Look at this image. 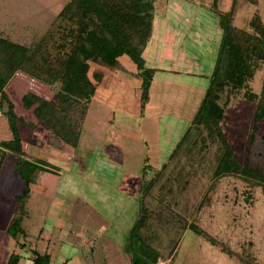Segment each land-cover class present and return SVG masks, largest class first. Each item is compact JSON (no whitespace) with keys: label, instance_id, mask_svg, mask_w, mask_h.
Segmentation results:
<instances>
[{"label":"rangeland","instance_id":"374dc122","mask_svg":"<svg viewBox=\"0 0 264 264\" xmlns=\"http://www.w3.org/2000/svg\"><path fill=\"white\" fill-rule=\"evenodd\" d=\"M68 1L0 0V34L33 49L52 30ZM232 1H156V17L144 53L146 66L159 70L147 99L140 97L143 79L128 57H122L112 69L92 65L90 75L97 70L101 73L95 94L103 102V118L119 136L115 137L117 151L107 154L114 161L113 169L106 171L102 164L107 157L102 152L104 142L84 140L81 137L90 132L81 128L74 151H65L68 166L62 168H68L71 177L65 184L67 192L55 193L41 208V204L28 201L27 195L46 171L37 172L31 166L15 171L11 160L5 161L0 172V228L13 220L17 235L10 236L7 244L0 243V264H4L1 255L7 246L13 253L26 256L19 264H27V257L32 259L34 252L49 255V264H129L122 245L137 216V190L168 160L208 85L209 75L202 73L209 72L205 69L207 56H214L222 34L215 11L232 15V26L240 30H248L254 14L264 25V0L256 5L238 1L235 8ZM191 54L193 61L189 60ZM181 58L188 59L189 64ZM185 62L188 68L181 70ZM261 79L259 70L250 82L253 92L260 91ZM25 93L50 99L49 85L18 72L6 88L15 114L22 118L16 119L22 147L26 148L22 157L32 163L39 160L41 166L49 168L41 159L44 153L40 149L57 137L43 125L35 128L28 124L36 126V119L31 109L23 107L21 97ZM255 108V103L237 96L227 106L222 124L235 157L243 165L248 162L264 172V123L251 140ZM91 110L97 112L91 104L85 127L90 125ZM5 111L7 102L3 101L0 141L12 139ZM198 147L196 144L189 151L181 147L185 153L179 152L176 162L171 160L146 198V206L154 213L148 231L154 233L157 248L168 254L175 246L174 253L158 264H264V187L239 175L215 179L216 147ZM39 150V154L34 153ZM57 170L53 167L55 173ZM124 192L128 198L118 196ZM192 224L203 234L189 228Z\"/></svg>","mask_w":264,"mask_h":264},{"label":"trees","instance_id":"16d2710c","mask_svg":"<svg viewBox=\"0 0 264 264\" xmlns=\"http://www.w3.org/2000/svg\"><path fill=\"white\" fill-rule=\"evenodd\" d=\"M238 1L252 5L258 3V0H233L232 8ZM155 2L69 0L57 14L52 30L33 49L11 42L0 34V109H3V101L7 102L4 113L12 133L11 140L0 141V172L7 159L11 160L14 170L31 166L37 172H51L44 167L46 165L41 166L43 163L39 160L36 164L22 157L25 154L16 129L18 116L6 94L7 86L18 72L49 85L50 99L25 93L21 97L23 107L31 109L36 124L46 126L71 148L78 143L83 122L101 81L100 71L90 75L92 65L112 69L122 57H128L143 79L140 97L148 98L158 69L146 66L143 53L153 29ZM215 13L218 27L222 26V34L208 85L190 125L168 160L137 190V216L127 232L123 247L129 264H158L174 253L175 246L168 250V254L159 251L154 233H149L150 218L154 213L146 206V198L159 175L173 160H178L179 152L185 153L181 147L189 151L196 144L198 149L215 146V179L239 175L264 187V172L249 166L248 162L243 165L235 157L222 124L227 106L233 98L240 96L256 106L251 140L261 131L264 123V25L259 15L254 14L248 21V30H240L232 26V12L229 13L231 17L222 16L218 10ZM259 70H262L261 88L256 93L252 91L250 82ZM28 124L35 127L33 123ZM18 175L23 177L21 173ZM189 228L198 235L203 234L193 224ZM7 232L16 237L13 220ZM20 258L13 253L6 264H19ZM49 261V255L34 252L31 264H49Z\"/></svg>","mask_w":264,"mask_h":264},{"label":"crops","instance_id":"0c3cea01","mask_svg":"<svg viewBox=\"0 0 264 264\" xmlns=\"http://www.w3.org/2000/svg\"><path fill=\"white\" fill-rule=\"evenodd\" d=\"M157 1V0H156ZM156 3V2H155ZM165 14V13H164ZM155 17H156V15H155ZM154 17V18H155ZM193 21V20H192ZM221 36V35H220ZM219 40H220V37H219ZM213 42V41H212ZM212 42H209V45L210 46H213V44H211ZM218 44H219V42L216 44L217 45V47L216 48H214V52H216L217 53V49H218ZM209 50H210V48H209ZM216 53L214 54V56H211V55H209V56H207L208 58H209V61H214V59H215V56H216ZM205 54V53H204ZM208 54V53H207ZM145 53H143V58H144V60H146L145 59ZM191 57L189 58V60H191V61H193L194 60V58H193V54H191L190 55ZM204 56H206V55H204ZM181 61L183 60L182 58L180 59ZM188 59H185V60H183V61H186L187 63H188V61H187ZM209 61H208V63L206 64V68L205 69H207V70H209V72L208 73H206V74H204V73H202V75H209L210 76V74H211V71H212V65H210L209 64ZM145 62H147V61H145ZM185 62V64L186 65H182V66H180V69L181 70H185V69H187L188 68V66L189 65H187V63ZM147 64V63H146ZM189 64V63H188ZM187 66V67H186ZM209 66H210V68H209ZM205 67V66H204ZM154 68L155 69H158L159 70V68H157L156 66H154ZM209 68V69H208ZM207 70H203V72L204 71H207ZM211 70V71H210ZM101 91H104L105 89H100ZM97 92V91H96ZM33 94V93H32ZM96 95L97 94H95V96L93 97V99H92V102H91V104L93 105V106H95L96 107V110H97V112L95 113V114H93L92 113V110H91V113H92V119H91V122H90V125L89 126H86L85 127V124L83 123V125H84V127H83V125H82V128H83V130H85V131H89L90 132V134L89 133H87V135L86 134H84V136H82L81 137V135L79 136V137H81V138H83L84 140H86V141H92V140H95V141H99V142H104V144H103V153H104V155L105 156H107L106 158H105V160H103L102 161V164H103V166H104V169L106 170V171H108L109 169H113V163H114V161L113 160H111L109 157H108V155L107 154H110L111 152H114V151H117V149H118V147H119V142H117V139L115 138V137H117L118 136V134L115 132V130H111L109 127H108V125H107V121L106 120H104V118H103V114L102 113H104L103 111V102H100V100H99V97H96ZM37 96V95H36ZM39 98H42V97H40V96H38ZM42 99H45V100H48V99H46V98H42ZM91 104H90V107H91ZM89 107V108H90ZM94 108V107H93ZM87 116V115H86ZM84 122H85V120H84ZM40 125H42V124H36V126H35V128H40L39 126ZM44 126V125H43ZM90 127H94V129H89ZM108 127V128H107ZM34 128V129H35ZM43 128H46V126H44ZM47 129V128H46ZM48 131H49V129H47ZM43 132H45L46 133V130H43L42 131V133ZM50 133V132H49ZM80 134H81V132H80ZM51 135V134H50ZM119 137V136H118ZM46 139H48V137L46 136ZM57 139V140H56ZM56 139H54V141H53V139H50V140H48L46 143L48 144H44L43 146H41L42 148L40 149L41 151H43V158H41V159H43V160H45L46 162H47V164L48 165H50L51 167H52V169H51V167H49V168H47V169H49L51 172H46V174L47 175H44L42 178H39V183L36 185V187L35 186H33L32 188H31V192H30V194L29 195H27V198H29L28 199V201H30V202H32V203H34L35 205H38V204H41V208L46 204V203H48L47 201H48V199H49V197H51V196H53L55 193H57L58 195H61V193H62V195H65V193L67 192L66 191V189H65V184L69 181V183L71 182V177H68V168L67 169H65V168H62V166L63 165H65L66 164V161H68L67 159H66V148H70V149H72V151H74V149L73 148H71V147H69V146H67V145H62V144H60V142H59V139L58 138H56ZM40 150L39 151H36V152H34V153H40ZM23 151H24V154H26V148L23 146ZM109 151H110V153H109ZM73 153V152H72ZM121 156V153H119V157ZM118 157V156H117ZM121 163H122V161H121ZM67 165V164H66ZM68 166V165H67ZM13 167V166H12ZM53 167H56V168H58V170H57V172L55 173V171H53ZM71 167V166H70ZM14 169V168H13ZM16 171V170H15ZM64 171V172H63ZM51 173H53V175H51ZM58 173H60L61 175L59 176V178H58V176H57V174ZM44 174H45V172H44ZM49 175V176H48ZM19 176V175H18ZM48 176V177H47ZM54 178V179H53ZM59 179L58 181L56 180V179ZM57 182V184H54L53 182ZM72 184V183H71ZM63 191V192H62ZM123 191H125V189H123ZM125 193V194H124ZM123 194H118V196H122V197H127L128 198V196L126 195V194H128V193H126V192H124ZM50 200H52V198L51 199H49V201ZM27 201V202H28ZM44 208V207H43ZM14 216H15V214H14ZM9 224H10V222L6 225V226H4V224L2 225V227L0 228V243H2L3 245L4 244H7V243H9V240H10V235H9V233L7 232V228H8V226H9ZM131 226V225H130ZM130 228V227H129ZM129 231V229L127 230V232ZM2 233V234H1ZM4 234H5V236L7 237V239L5 240L4 239ZM123 244V243H122ZM5 247L3 246L2 247V250L4 249ZM122 248H123V245H122ZM15 252L14 250H12V249H10L9 248V246H7L6 247V249L5 250H3L2 251V255H1V257H2V263H4V264H6L7 263V261H8V259H9V257H10V255L13 253V252ZM124 252V251H123ZM20 257L21 258H25L24 256H22V255H20ZM20 258V259H21ZM27 264H31V258L30 257H27ZM128 261V260H127Z\"/></svg>","mask_w":264,"mask_h":264}]
</instances>
